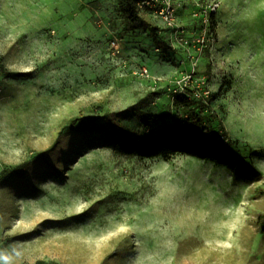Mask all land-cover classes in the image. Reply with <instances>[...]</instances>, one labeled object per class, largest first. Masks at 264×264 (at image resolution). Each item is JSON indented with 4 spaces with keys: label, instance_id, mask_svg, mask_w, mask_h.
I'll use <instances>...</instances> for the list:
<instances>
[{
    "label": "rangeland",
    "instance_id": "obj_1",
    "mask_svg": "<svg viewBox=\"0 0 264 264\" xmlns=\"http://www.w3.org/2000/svg\"><path fill=\"white\" fill-rule=\"evenodd\" d=\"M124 1L0 0V264H264V0H166L185 34L141 10L156 38ZM180 94L247 176L60 136L73 119L156 132L184 119Z\"/></svg>",
    "mask_w": 264,
    "mask_h": 264
},
{
    "label": "trees",
    "instance_id": "obj_2",
    "mask_svg": "<svg viewBox=\"0 0 264 264\" xmlns=\"http://www.w3.org/2000/svg\"><path fill=\"white\" fill-rule=\"evenodd\" d=\"M146 1L148 0H125L120 6V12L129 26L128 30L136 31L141 26L156 38L162 29L146 22L140 13L141 10H145L152 14L148 7L142 6ZM0 73H6L1 57ZM17 76L29 78L30 74H18ZM173 106L184 114V119H177L174 125L149 134L136 135L132 128L121 123L102 125L87 120L73 119L61 126L60 136L72 132H96L103 135L107 141L115 143L119 151L125 155L137 156L141 159L162 157L166 160L181 155L213 162L220 168L238 170L239 176L249 174L251 166L242 161L228 144L218 141L214 132L205 126V119L216 120L217 115L205 116L196 110L195 100L186 94L175 96ZM57 144L58 141L38 157L44 158L50 155ZM28 169L29 164H24L8 170L6 174L15 175L26 172Z\"/></svg>",
    "mask_w": 264,
    "mask_h": 264
},
{
    "label": "built area",
    "instance_id": "obj_3",
    "mask_svg": "<svg viewBox=\"0 0 264 264\" xmlns=\"http://www.w3.org/2000/svg\"><path fill=\"white\" fill-rule=\"evenodd\" d=\"M142 6L148 7L152 11V16L155 21L161 28H166L171 30L172 32H177L178 34H185L184 28L180 27L177 23V10L176 7L173 6L169 1L166 0H148ZM181 41L184 42L186 45H200V43H204V39L201 40L200 38H192V39H185L184 37L181 38ZM115 47L116 41L112 43ZM145 73H148L145 70Z\"/></svg>",
    "mask_w": 264,
    "mask_h": 264
},
{
    "label": "bare ground",
    "instance_id": "obj_4",
    "mask_svg": "<svg viewBox=\"0 0 264 264\" xmlns=\"http://www.w3.org/2000/svg\"><path fill=\"white\" fill-rule=\"evenodd\" d=\"M224 41H225L224 36L223 34H221L219 43L217 44L216 49H215V52L217 55H219V49L224 45Z\"/></svg>",
    "mask_w": 264,
    "mask_h": 264
}]
</instances>
